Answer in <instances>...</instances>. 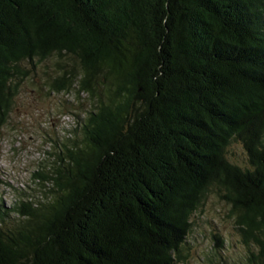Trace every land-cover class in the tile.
<instances>
[{
  "label": "trees",
  "instance_id": "16d2710c",
  "mask_svg": "<svg viewBox=\"0 0 264 264\" xmlns=\"http://www.w3.org/2000/svg\"><path fill=\"white\" fill-rule=\"evenodd\" d=\"M48 62L50 90L92 107L40 196L0 203V264H181L215 190L247 249L233 264H264V0H0V127Z\"/></svg>",
  "mask_w": 264,
  "mask_h": 264
},
{
  "label": "rangeland",
  "instance_id": "374dc122",
  "mask_svg": "<svg viewBox=\"0 0 264 264\" xmlns=\"http://www.w3.org/2000/svg\"><path fill=\"white\" fill-rule=\"evenodd\" d=\"M54 68L51 62L39 65L22 82L12 112L0 127V203L8 209L23 199L21 194L40 196L35 175L49 166L55 141L70 138L92 107L87 95H79L75 89L66 93L50 90L49 79L57 78ZM229 158L240 167L248 164L240 144L230 148ZM218 253L233 264L245 259L247 249L231 207L215 190L192 218V231L183 246L186 260L181 264H211Z\"/></svg>",
  "mask_w": 264,
  "mask_h": 264
}]
</instances>
